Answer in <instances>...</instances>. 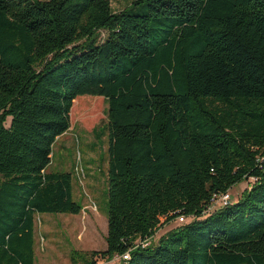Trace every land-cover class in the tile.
<instances>
[{
	"label": "trees",
	"instance_id": "16d2710c",
	"mask_svg": "<svg viewBox=\"0 0 264 264\" xmlns=\"http://www.w3.org/2000/svg\"><path fill=\"white\" fill-rule=\"evenodd\" d=\"M110 3L0 0V264H35L36 215L81 212L70 173L46 169L79 95L107 103V233L77 260L184 215L114 264H264V0Z\"/></svg>",
	"mask_w": 264,
	"mask_h": 264
},
{
	"label": "rangeland",
	"instance_id": "374dc122",
	"mask_svg": "<svg viewBox=\"0 0 264 264\" xmlns=\"http://www.w3.org/2000/svg\"><path fill=\"white\" fill-rule=\"evenodd\" d=\"M132 1L111 0L110 4L113 10H120L128 7ZM133 9L138 13L147 10L143 3L134 5ZM76 98V109L73 118H70V126L54 141L51 161L46 169L70 173L73 199L82 209L78 214L46 212L36 215L35 264H73L71 258L75 256L77 260V253L106 248L107 103L102 96L79 95ZM95 101L98 103L100 118L85 125L80 115ZM80 103L86 105L81 106ZM9 122L10 117H7L5 125L8 126ZM76 164L81 165L84 171L83 184L76 174ZM246 185V181H242L229 189L230 202L238 199ZM178 225L179 222L174 221L163 226L157 231L154 241L157 242L162 234ZM75 264H82V261L78 259Z\"/></svg>",
	"mask_w": 264,
	"mask_h": 264
},
{
	"label": "built area",
	"instance_id": "2783aa9c",
	"mask_svg": "<svg viewBox=\"0 0 264 264\" xmlns=\"http://www.w3.org/2000/svg\"><path fill=\"white\" fill-rule=\"evenodd\" d=\"M75 171L76 174L78 176L79 182L83 184V178H84V171L81 167V165L76 164L75 166ZM230 202V195H229V191H225V192H214L211 195L210 201L208 203V205L206 206V213L211 212L213 209L220 207V206H224L226 204H228ZM93 205H95L93 203ZM165 218H162L161 222L164 221ZM176 221H184L185 216L184 215H177L174 218ZM158 231V230H157ZM157 231L155 233H153L152 235H148V236H139L137 237L132 244L130 245V247L128 248V250H126L124 253L121 254H114L112 255L110 258L105 259V260H100L98 261L96 264H114L120 260H127L130 257V251L131 249L135 248V247H145L148 246L152 241L155 240V235L157 233Z\"/></svg>",
	"mask_w": 264,
	"mask_h": 264
}]
</instances>
